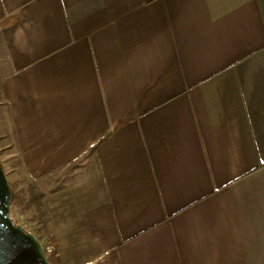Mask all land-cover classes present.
<instances>
[{"label":"crops","instance_id":"obj_1","mask_svg":"<svg viewBox=\"0 0 264 264\" xmlns=\"http://www.w3.org/2000/svg\"><path fill=\"white\" fill-rule=\"evenodd\" d=\"M0 79L20 175L105 137L52 264H264V0H0Z\"/></svg>","mask_w":264,"mask_h":264},{"label":"water","instance_id":"obj_2","mask_svg":"<svg viewBox=\"0 0 264 264\" xmlns=\"http://www.w3.org/2000/svg\"><path fill=\"white\" fill-rule=\"evenodd\" d=\"M13 192L0 162V264H52L45 246L12 217Z\"/></svg>","mask_w":264,"mask_h":264},{"label":"trees","instance_id":"obj_3","mask_svg":"<svg viewBox=\"0 0 264 264\" xmlns=\"http://www.w3.org/2000/svg\"><path fill=\"white\" fill-rule=\"evenodd\" d=\"M0 106L1 107L6 106L8 110V106L6 103L5 88L1 79H0ZM104 139L105 137L101 138L96 144L90 147L89 150L82 153L75 159L54 169L48 174H45L37 178L35 177L29 178L30 181L28 184L27 196L22 195L20 192L12 188V192H13L12 204L14 205L16 204L23 208H32V207L36 208L41 218L48 219L49 227H50L52 216L48 211L44 202V198L46 194L57 192L63 189L64 187H66L69 183H72L75 178L76 170L80 167L83 159L86 156L93 154L96 151L98 145ZM19 163L22 164L21 161H19Z\"/></svg>","mask_w":264,"mask_h":264},{"label":"rangeland","instance_id":"obj_4","mask_svg":"<svg viewBox=\"0 0 264 264\" xmlns=\"http://www.w3.org/2000/svg\"><path fill=\"white\" fill-rule=\"evenodd\" d=\"M8 118L6 106L0 108V161L8 175L9 183L13 189L27 196L29 178L25 174H19L14 166L19 165V159L15 148L8 147L13 141L12 135L8 133L5 127ZM12 217L18 223H27L28 229L35 233L44 246L48 244L49 222L47 218H41L36 208H23L12 204Z\"/></svg>","mask_w":264,"mask_h":264},{"label":"built area","instance_id":"obj_5","mask_svg":"<svg viewBox=\"0 0 264 264\" xmlns=\"http://www.w3.org/2000/svg\"><path fill=\"white\" fill-rule=\"evenodd\" d=\"M18 223V222H17ZM20 224H22L23 226H24V228L26 229V230H29L27 227H28V225H27V223H20ZM30 231V230H29ZM45 249H46V252L48 253L49 251H51V248L50 247H46L45 246Z\"/></svg>","mask_w":264,"mask_h":264}]
</instances>
